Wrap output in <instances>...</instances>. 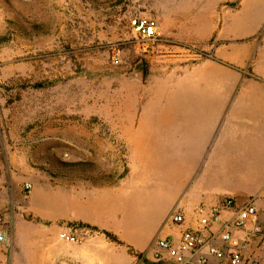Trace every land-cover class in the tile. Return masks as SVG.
<instances>
[{"label":"crops","instance_id":"0c3cea01","mask_svg":"<svg viewBox=\"0 0 264 264\" xmlns=\"http://www.w3.org/2000/svg\"><path fill=\"white\" fill-rule=\"evenodd\" d=\"M144 6L159 21L156 60L175 65L167 70L172 97L152 106L154 116L122 123L131 172L120 184H49L38 213L11 218L10 264H134L139 254L152 255L158 239L178 235L167 225L177 208L213 207L226 197L238 205L253 200L264 227V36L254 37L264 28V0H144ZM245 10L255 12L245 27L230 29ZM242 41L246 47L236 46ZM197 53L209 58L192 68L177 64ZM165 207L164 234L150 241L144 220ZM16 221L26 222L19 233ZM66 228L81 242L60 240ZM246 258L264 264V249L252 243Z\"/></svg>","mask_w":264,"mask_h":264},{"label":"rangeland","instance_id":"374dc122","mask_svg":"<svg viewBox=\"0 0 264 264\" xmlns=\"http://www.w3.org/2000/svg\"><path fill=\"white\" fill-rule=\"evenodd\" d=\"M145 9L144 0H0V211L8 223L38 213L49 184H120L129 176L122 123L154 116L152 106L173 95L174 63L156 60L157 42L143 52L130 28L135 16L151 17ZM254 13L245 10L230 29ZM263 36L264 28L254 37ZM206 54L177 64L192 68ZM160 211L144 220L150 241L164 234L169 207ZM20 222L12 225L18 233ZM5 245L0 264H10Z\"/></svg>","mask_w":264,"mask_h":264},{"label":"built area","instance_id":"2783aa9c","mask_svg":"<svg viewBox=\"0 0 264 264\" xmlns=\"http://www.w3.org/2000/svg\"><path fill=\"white\" fill-rule=\"evenodd\" d=\"M130 28L145 53L159 40L156 18L135 16L130 20ZM112 60L115 64L119 62L118 56ZM25 188L31 193L32 184H26ZM167 225L179 228L178 235L158 239L152 255L139 254L134 264H213L212 260L217 264H259L246 258L252 243L264 249V227L253 200L238 205L233 197H226L213 207L203 203L181 206L172 213ZM8 233L7 216L0 211V246L6 244ZM59 239L74 244L81 242L73 228L62 229Z\"/></svg>","mask_w":264,"mask_h":264},{"label":"trees","instance_id":"16d2710c","mask_svg":"<svg viewBox=\"0 0 264 264\" xmlns=\"http://www.w3.org/2000/svg\"><path fill=\"white\" fill-rule=\"evenodd\" d=\"M82 224H75L74 228L81 227ZM96 229V228H94ZM104 235L112 242L117 243V244H123L116 235L109 233V232H103Z\"/></svg>","mask_w":264,"mask_h":264}]
</instances>
